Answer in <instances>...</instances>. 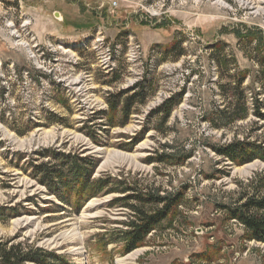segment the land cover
<instances>
[{"label": "rangeland", "instance_id": "rangeland-1", "mask_svg": "<svg viewBox=\"0 0 264 264\" xmlns=\"http://www.w3.org/2000/svg\"><path fill=\"white\" fill-rule=\"evenodd\" d=\"M241 30L257 39L238 37ZM260 41L264 0H0V238L56 250L75 264H264V243L243 239L244 227L220 206L252 179L263 186L264 161L238 166L210 147L234 137L263 142L264 120L251 109L230 125L231 116L208 120L226 94L242 91L251 106L252 93L264 92L256 80L264 76ZM143 78L152 84L148 102L125 126H107L99 111L109 109L108 93ZM181 91L161 125L155 108ZM56 147L95 159L93 178L122 175L148 189L188 184L189 208L143 247L126 255L119 244L106 248L99 236L125 229L129 213L109 206L115 194L79 212L41 208L59 202L31 177L30 162ZM163 148L193 156L183 166L150 164Z\"/></svg>", "mask_w": 264, "mask_h": 264}, {"label": "trees", "instance_id": "trees-1", "mask_svg": "<svg viewBox=\"0 0 264 264\" xmlns=\"http://www.w3.org/2000/svg\"><path fill=\"white\" fill-rule=\"evenodd\" d=\"M236 34L249 42L257 39L250 30L237 31ZM218 44L219 42L215 43V46H220ZM263 45L264 42L260 41L257 47L260 48ZM247 76V72H243L233 77L236 83L235 89H238L237 87L245 81ZM256 80L264 85V76L259 75ZM151 86L152 84L143 78L131 88L108 93L106 101L109 109L99 111L107 116L106 125L111 128L125 126L134 113V107L148 102ZM263 93V91L252 93L251 106L248 97L242 91L240 93L235 91L234 95L226 94L227 102L224 108L219 109L216 115L212 114L208 120L214 124L215 116L219 119H228L231 116V121L226 123L230 125L237 119L246 118L250 109L254 115L264 120L262 111L264 98L261 96ZM183 95L182 91L174 93L155 108V112L160 115L161 125L170 119L173 111L181 104ZM237 112L239 115H236ZM60 118L62 121V117ZM129 143L131 147L136 145V141ZM210 147L224 161L238 166H243L256 159L264 161V141L256 140V142L247 143L245 140L234 137L229 144L210 145ZM36 154L39 156L35 157L32 163L30 162L31 177L44 185L47 193L57 198L59 202H46V206L38 205L39 208L56 207L65 211L64 207L67 206L79 212L92 198L116 195L109 201V206L128 210L126 219L121 222L125 229L106 232L100 235L99 239L106 248L110 244L121 245L122 255L145 246L152 231L162 228L164 222L172 218L174 213L189 206L187 192L190 186L188 184L174 187L171 190L164 189L162 185L148 189V187L141 186L138 181H132L122 175L103 174L98 178H93L97 161L92 157L81 156L79 153H66L58 150L57 147L53 150L43 148ZM192 156L193 152H170L163 148L161 151H156L154 156L149 157L148 162L183 166ZM46 157L49 158L48 161H36ZM260 186L255 185L254 179L250 180L237 199L220 206L228 220H235L244 227L243 239L264 243V184ZM9 211L12 215L16 214V207H9ZM15 240L16 237L0 238V264H75L66 255L57 253L56 250L40 247L29 241L17 242Z\"/></svg>", "mask_w": 264, "mask_h": 264}, {"label": "bare ground", "instance_id": "bare-ground-1", "mask_svg": "<svg viewBox=\"0 0 264 264\" xmlns=\"http://www.w3.org/2000/svg\"><path fill=\"white\" fill-rule=\"evenodd\" d=\"M58 16L61 17L60 14H58ZM252 167H253V165L252 166L251 165H248L247 166V169L250 170V169H252Z\"/></svg>", "mask_w": 264, "mask_h": 264}]
</instances>
